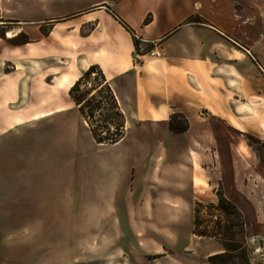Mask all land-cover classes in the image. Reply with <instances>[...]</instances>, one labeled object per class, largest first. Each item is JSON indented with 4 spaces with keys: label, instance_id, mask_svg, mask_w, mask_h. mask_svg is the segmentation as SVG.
<instances>
[{
    "label": "crops",
    "instance_id": "1",
    "mask_svg": "<svg viewBox=\"0 0 264 264\" xmlns=\"http://www.w3.org/2000/svg\"><path fill=\"white\" fill-rule=\"evenodd\" d=\"M23 1L30 0H0V30H20L12 38L9 30L5 38L0 34V64L24 46L33 51L31 42H10L30 31L56 43L66 66L75 61L70 73L79 72L45 94L34 118L69 110L75 102L61 93L90 65L100 66L125 115V136L112 146L129 155L130 173L107 196L116 213L124 212L119 201L127 198V214L137 208L149 214L155 240L148 254L159 255L157 264H209L224 251L214 238L193 233L196 202L217 204L219 189L243 213L246 236L264 239V163L244 140L249 133L264 141L259 0H88L68 12L46 7L20 16L15 7ZM10 19L18 20L7 27ZM135 39L161 55L137 53ZM1 93L2 86L0 109ZM174 113L187 119V131L170 130ZM59 181L51 180L48 189L55 193ZM44 212L59 216L71 207ZM203 242L209 247L203 249Z\"/></svg>",
    "mask_w": 264,
    "mask_h": 264
},
{
    "label": "rangeland",
    "instance_id": "2",
    "mask_svg": "<svg viewBox=\"0 0 264 264\" xmlns=\"http://www.w3.org/2000/svg\"><path fill=\"white\" fill-rule=\"evenodd\" d=\"M87 1L30 0L28 5L23 1L15 13H42L46 7L55 13L68 12ZM258 10L259 15L264 14V0H259ZM261 18L256 23L262 39L264 16ZM17 20H6L11 22L6 26ZM5 30L9 29L0 30L4 38ZM26 41L33 43L32 52L24 46V52H17L11 60L6 56L0 64V264H157L154 259L159 255L148 254L155 240L154 230L147 224L149 214L145 217L138 208V213L127 214V198L119 201L124 212L116 213L114 199L107 196L130 175L126 151L120 145L97 143L74 103L65 112L34 118L44 105L45 94L52 93L63 78L72 79L79 72L72 69L70 73L75 61L66 66L57 57L56 43L32 31L10 42ZM152 49L140 43L136 52ZM94 78L92 75L90 81ZM90 87L87 83L82 89ZM70 89L61 93L63 100ZM58 169L66 175L60 172L56 177ZM58 178L55 193L59 198L48 189L51 180ZM58 205L64 211L71 207V212L59 216L44 212ZM218 215L206 208L198 213L199 220L211 228L217 222L224 225L225 219ZM48 219L49 225L43 226L42 221ZM201 247L209 244L203 242ZM215 264H264V239L248 238L245 232L243 252Z\"/></svg>",
    "mask_w": 264,
    "mask_h": 264
},
{
    "label": "trees",
    "instance_id": "3",
    "mask_svg": "<svg viewBox=\"0 0 264 264\" xmlns=\"http://www.w3.org/2000/svg\"><path fill=\"white\" fill-rule=\"evenodd\" d=\"M134 44L138 49L140 41L135 39ZM92 75H95V78L90 81ZM87 83H90L91 87L82 89V86ZM69 95L78 107L83 119L89 124L92 137L97 143L115 144L125 136V115L99 65H90L71 86ZM97 115L101 118H97ZM169 128L174 133H181L188 130L189 123L182 114L174 113L169 119ZM245 137L244 140L248 141L247 144L250 148L252 147L264 163V141L249 133H245ZM217 193L219 197L217 204L196 202L194 209L193 233L198 237L214 238L224 247V252L208 258L209 264H215L216 260L227 256H236L243 252L245 244L243 213L236 204L224 195L222 190L219 189ZM205 208L211 213L218 212L217 217L225 219L224 225L221 226L217 222V227L211 228L208 224L200 221L198 213ZM234 227L237 228L236 233ZM236 236L240 239H237Z\"/></svg>",
    "mask_w": 264,
    "mask_h": 264
},
{
    "label": "bare ground",
    "instance_id": "4",
    "mask_svg": "<svg viewBox=\"0 0 264 264\" xmlns=\"http://www.w3.org/2000/svg\"><path fill=\"white\" fill-rule=\"evenodd\" d=\"M18 33H20L19 29H11L8 31V37L12 38V37L18 35Z\"/></svg>",
    "mask_w": 264,
    "mask_h": 264
},
{
    "label": "built area",
    "instance_id": "5",
    "mask_svg": "<svg viewBox=\"0 0 264 264\" xmlns=\"http://www.w3.org/2000/svg\"><path fill=\"white\" fill-rule=\"evenodd\" d=\"M151 52V54H153V55H155V56H160L161 54L160 53H158L157 51H150Z\"/></svg>",
    "mask_w": 264,
    "mask_h": 264
}]
</instances>
